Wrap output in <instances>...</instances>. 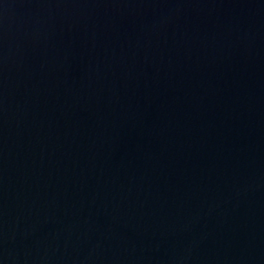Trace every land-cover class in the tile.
Returning a JSON list of instances; mask_svg holds the SVG:
<instances>
[{
  "label": "water",
  "instance_id": "95a60500",
  "mask_svg": "<svg viewBox=\"0 0 264 264\" xmlns=\"http://www.w3.org/2000/svg\"><path fill=\"white\" fill-rule=\"evenodd\" d=\"M0 264H264V0H0Z\"/></svg>",
  "mask_w": 264,
  "mask_h": 264
}]
</instances>
